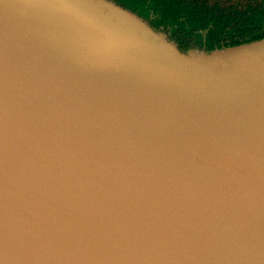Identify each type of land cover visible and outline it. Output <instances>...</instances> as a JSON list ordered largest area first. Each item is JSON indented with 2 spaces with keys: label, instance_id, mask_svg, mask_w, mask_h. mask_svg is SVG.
<instances>
[{
  "label": "water",
  "instance_id": "obj_1",
  "mask_svg": "<svg viewBox=\"0 0 264 264\" xmlns=\"http://www.w3.org/2000/svg\"><path fill=\"white\" fill-rule=\"evenodd\" d=\"M0 264H264V37L0 0Z\"/></svg>",
  "mask_w": 264,
  "mask_h": 264
},
{
  "label": "trees",
  "instance_id": "obj_2",
  "mask_svg": "<svg viewBox=\"0 0 264 264\" xmlns=\"http://www.w3.org/2000/svg\"><path fill=\"white\" fill-rule=\"evenodd\" d=\"M180 50H210L264 37V0H112Z\"/></svg>",
  "mask_w": 264,
  "mask_h": 264
}]
</instances>
